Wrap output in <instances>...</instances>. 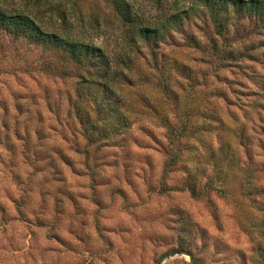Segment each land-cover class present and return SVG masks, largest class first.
Returning a JSON list of instances; mask_svg holds the SVG:
<instances>
[{
  "label": "rangeland",
  "instance_id": "374dc122",
  "mask_svg": "<svg viewBox=\"0 0 264 264\" xmlns=\"http://www.w3.org/2000/svg\"><path fill=\"white\" fill-rule=\"evenodd\" d=\"M130 1L146 20L162 14L157 0ZM0 7L29 12L48 30L114 56L129 49L107 0H0ZM138 45L121 91L134 124L118 140L92 144L71 106L76 78L50 74V52L0 32V264H261L245 227L253 215L264 220V204L255 210L217 191L197 198L183 186L200 165L203 178L213 173L202 147L242 126L264 178V23L232 18L219 33L201 12L159 45ZM207 109L221 127L203 145L173 143V128L188 113L201 123ZM180 147L182 158L167 172Z\"/></svg>",
  "mask_w": 264,
  "mask_h": 264
},
{
  "label": "trees",
  "instance_id": "16d2710c",
  "mask_svg": "<svg viewBox=\"0 0 264 264\" xmlns=\"http://www.w3.org/2000/svg\"><path fill=\"white\" fill-rule=\"evenodd\" d=\"M107 1L127 28L129 49L125 48L124 53L115 56L103 46L75 38L71 34L48 30L29 12L0 7V32L23 38L29 44L50 52L52 60L46 63L50 74L76 78V93L71 106L83 134L92 144L118 140L134 124V118L121 91L122 84L132 79L129 71L135 61L134 54L140 49L139 42L159 45L174 28L183 26L185 21L201 12H206L213 18L219 33L229 27L232 18L247 19L256 26L264 23V0H194L187 7H181L178 0H157L162 14L152 21L137 13L130 0ZM60 16L61 20L66 21V10L60 11ZM258 94L264 96V86ZM204 114H207L206 119L197 124L192 122V114L188 113L182 125L171 131L173 143L192 138L203 145L202 137L213 133L216 127H221L216 125L219 118L213 109H207ZM225 130L234 137L219 141V145L210 143L202 147L205 158L210 157L213 161L212 175L203 178L207 173V165H200L189 171V178H185L183 187L197 198L217 191L223 196H240L242 203L250 200L255 210L262 208L264 200L259 198H264V178H258V168L252 167L255 163L254 156L250 153V147L245 144L250 137L244 126ZM243 147L245 156L241 153ZM177 152L168 161L167 172L182 158L181 147L177 148ZM226 165L235 170L230 171ZM253 217L257 219L258 216L253 215L251 218ZM251 218L247 221L250 224L245 227V231L253 241L256 240L253 251L260 256L259 262L264 264V220ZM256 221L258 224H255ZM258 237H261L260 242L257 241Z\"/></svg>",
  "mask_w": 264,
  "mask_h": 264
}]
</instances>
